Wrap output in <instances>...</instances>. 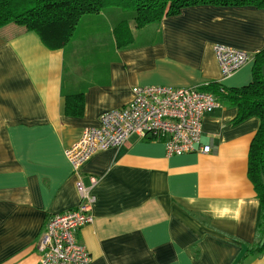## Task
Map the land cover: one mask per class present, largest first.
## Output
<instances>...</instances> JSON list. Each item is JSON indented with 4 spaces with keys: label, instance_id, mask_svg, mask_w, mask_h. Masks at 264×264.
<instances>
[{
    "label": "crops",
    "instance_id": "0c3cea01",
    "mask_svg": "<svg viewBox=\"0 0 264 264\" xmlns=\"http://www.w3.org/2000/svg\"><path fill=\"white\" fill-rule=\"evenodd\" d=\"M120 13L114 22L105 12L81 19L103 30L92 29L94 50L75 53L71 66H85L75 82L65 77L66 47L50 50L15 24L0 29V264H40L48 219L81 202L66 150L104 113L128 106L134 88L238 89L253 81L254 61L224 78L214 47L262 52L264 8L201 5L143 28L130 22L125 47L113 33ZM74 95H83L79 118L66 113ZM237 114L223 105L204 118L210 154L171 157L163 143L133 136L83 167L85 187L98 179L94 223L78 233L91 264H264V253L246 252L258 217L248 157L260 120L234 125ZM210 206L230 212L220 218Z\"/></svg>",
    "mask_w": 264,
    "mask_h": 264
},
{
    "label": "built area",
    "instance_id": "2783aa9c",
    "mask_svg": "<svg viewBox=\"0 0 264 264\" xmlns=\"http://www.w3.org/2000/svg\"><path fill=\"white\" fill-rule=\"evenodd\" d=\"M214 53L224 78L255 60L248 52L226 46L215 45ZM207 85L187 89L136 87L128 106L104 113L99 127L82 132L79 141L65 152L79 179L81 202L75 209L48 219L37 241L40 264H91L92 257L78 240V233L94 223L92 190L98 179L91 177L87 188L81 181V172L96 154L121 148L133 136L163 143L171 157L211 153L210 145L202 144L203 121L222 105L216 96L202 90Z\"/></svg>",
    "mask_w": 264,
    "mask_h": 264
},
{
    "label": "trees",
    "instance_id": "16d2710c",
    "mask_svg": "<svg viewBox=\"0 0 264 264\" xmlns=\"http://www.w3.org/2000/svg\"><path fill=\"white\" fill-rule=\"evenodd\" d=\"M201 5L264 8V0H0V29L11 24L21 26L36 33L46 48L62 50L84 16L117 8L130 13L113 30L117 45L125 47L133 39L130 22H134L136 28H143L177 16L186 8ZM254 57L253 81L249 85L225 89L209 83L202 90L216 96L222 106L237 109L234 125L251 118L260 120L248 157V178L259 202L258 217L255 242L246 245L248 255L259 258L264 253V50ZM83 112V95L67 97L68 116L79 118Z\"/></svg>",
    "mask_w": 264,
    "mask_h": 264
},
{
    "label": "rangeland",
    "instance_id": "374dc122",
    "mask_svg": "<svg viewBox=\"0 0 264 264\" xmlns=\"http://www.w3.org/2000/svg\"><path fill=\"white\" fill-rule=\"evenodd\" d=\"M120 11L117 8H108L105 10V13L108 14L110 16V19L112 20V22H114V15L117 16V14H119ZM122 14L123 18H127L129 17L130 13L129 12H122L120 13ZM84 20V19H83ZM121 20V19H120ZM119 20V21H120ZM94 27H99L100 29L103 30V23H95V26H92V24H87L86 22H83L82 20L80 21L79 25L77 26L72 39L70 40V42L66 45V69H65V77L67 79L68 82H70L71 80L73 82H75L76 78L75 76L79 75V70L80 69H84L85 66L81 63L76 62L75 66H71L73 64V57L75 55V53H85L86 50H94V48H96V46H98V44H96L94 41V37L92 36V29ZM76 41H79L74 43ZM72 69H74L75 71L73 72Z\"/></svg>",
    "mask_w": 264,
    "mask_h": 264
},
{
    "label": "clouds",
    "instance_id": "9594fccd",
    "mask_svg": "<svg viewBox=\"0 0 264 264\" xmlns=\"http://www.w3.org/2000/svg\"><path fill=\"white\" fill-rule=\"evenodd\" d=\"M212 212L214 215H218L220 218H223L225 215H227L230 212V209L225 206L222 210L217 209L214 206H210Z\"/></svg>",
    "mask_w": 264,
    "mask_h": 264
}]
</instances>
